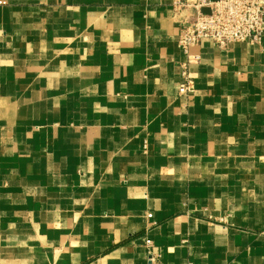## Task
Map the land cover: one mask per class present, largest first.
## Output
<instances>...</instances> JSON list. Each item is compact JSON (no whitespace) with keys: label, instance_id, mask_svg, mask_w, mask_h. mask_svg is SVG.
I'll use <instances>...</instances> for the list:
<instances>
[{"label":"crops","instance_id":"crops-1","mask_svg":"<svg viewBox=\"0 0 264 264\" xmlns=\"http://www.w3.org/2000/svg\"><path fill=\"white\" fill-rule=\"evenodd\" d=\"M192 14L0 0V264H264V33Z\"/></svg>","mask_w":264,"mask_h":264},{"label":"built area","instance_id":"built-area-1","mask_svg":"<svg viewBox=\"0 0 264 264\" xmlns=\"http://www.w3.org/2000/svg\"><path fill=\"white\" fill-rule=\"evenodd\" d=\"M177 9L191 8L193 14L187 21L179 38L180 48L188 55L191 47L208 39L220 48L229 43H260L264 33V0H172ZM204 9H208L205 12ZM190 60L182 64L181 75L184 79L181 92L190 95L194 83L189 73ZM152 217V213H148ZM150 246L152 240L145 239ZM150 259L155 261L151 254ZM185 264H193L187 262Z\"/></svg>","mask_w":264,"mask_h":264},{"label":"water","instance_id":"water-1","mask_svg":"<svg viewBox=\"0 0 264 264\" xmlns=\"http://www.w3.org/2000/svg\"><path fill=\"white\" fill-rule=\"evenodd\" d=\"M205 12H208L209 10L208 9H204Z\"/></svg>","mask_w":264,"mask_h":264}]
</instances>
